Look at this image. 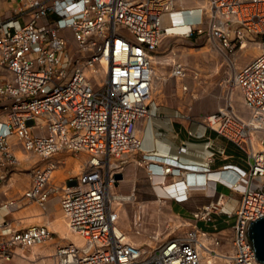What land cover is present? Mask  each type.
<instances>
[{
  "label": "built area",
  "instance_id": "2783aa9c",
  "mask_svg": "<svg viewBox=\"0 0 264 264\" xmlns=\"http://www.w3.org/2000/svg\"><path fill=\"white\" fill-rule=\"evenodd\" d=\"M21 3L16 18L4 19L0 14V179L20 162L16 146L48 164L36 169L22 197L4 206L11 210L27 199L47 207L54 193L49 179L58 163L53 159L56 153L82 156L84 152L87 157L80 172L66 179L59 190L69 227L85 242L70 240L59 246L56 264H264L249 234L250 221L264 216V0H209L204 23L186 33H204L213 47L227 46L231 52L241 49L244 39L256 37L263 43L259 56L246 66L234 67L229 78L232 86H241L248 119L235 116L229 103L231 96L235 98L232 88L227 90L223 109L200 117L234 142L243 158L218 168L230 173L233 182L209 178L197 184L208 185L212 191L208 193L216 199L194 215L211 220L214 211L223 210L225 201L221 204L220 198L226 193L218 186L224 185L241 196L237 209L229 213L234 216L231 229L211 232L193 225L152 247L132 242L121 228L118 210L135 200L136 192H119L118 187L132 155L142 150L136 131L138 120L151 114L154 73L150 53L156 52L167 35L164 19L176 10V0ZM189 89L185 84L184 90ZM229 111L235 118L227 121ZM231 123L249 135L226 134L224 126L232 127ZM252 132L263 145L259 152ZM179 151L186 152L187 146L182 144ZM143 160L153 186L166 182L175 186L177 177L183 178L186 169L194 168L168 155L143 154ZM200 168L206 173L217 170ZM191 195L192 191L166 198L182 202ZM10 224H1L0 263L21 258L19 248L32 247L54 234L46 224L17 229ZM201 234L215 240L202 242Z\"/></svg>",
  "mask_w": 264,
  "mask_h": 264
},
{
  "label": "bare ground",
  "instance_id": "6f19581e",
  "mask_svg": "<svg viewBox=\"0 0 264 264\" xmlns=\"http://www.w3.org/2000/svg\"><path fill=\"white\" fill-rule=\"evenodd\" d=\"M185 1L186 0H176V6H175L176 10L173 11L172 13L166 14V16H165L166 18L164 19V25H166L165 27L168 28V31H166L167 34L172 33V35H184L187 32H189L191 29H193L194 26H197L199 24L204 23V15L207 12V9H209V7H208L209 6V0H206L205 3H202L200 0H196V4H193L190 6L184 5ZM178 4L181 5V7H179ZM165 37H166V35H164L163 39ZM211 45H212L211 43L210 44L206 43L204 45H201V47H195V49H194V47H191L193 49H190L187 53L194 54L196 56H198L199 54H202V53L205 55L219 53V56L223 60H226L225 64L229 65V67H230V70L227 69V71H228L227 73L229 74L228 77H231L234 67L241 68L243 66H246V64L254 61L255 58L257 56H259L260 52L263 49L262 40H259L256 37H253V41H251L250 39H244L243 44L241 46V49L238 50V48H237V49H235L234 52H231V50L227 51V46L226 47L221 46V48L218 49V48H215ZM150 57L152 58V70L154 73V76L152 77V86H153V92L151 94L152 100H154V99L159 100L164 96L165 87H166L167 81L169 80L170 77H176V79L182 81V85H180L179 87H181V89L183 90L182 92H184L185 91L184 90L185 84H188V83L183 82V80L185 78H187L188 74L186 73V75H185L184 69L182 68V64L176 62L174 64V68H173L172 72H170L169 74H166L163 66L160 65L161 63H163L162 57L159 56L158 54H151V53H150ZM87 72H89V71H87ZM199 75L200 74L198 73L197 76H199ZM197 76H196V79H197ZM99 79H101V76H99ZM225 81L227 84V89H231V88L233 89V92L231 91L230 93H232L233 95H235L236 97L239 98V99H235L233 96H231L232 99L230 98V101H229V103L231 105H233L234 112L236 113L235 116L241 115V116L247 118L248 117V115L246 114L247 113V109H246L247 103H246V99L244 100V96H242V94H241V88H240L241 86L239 84H237L236 82H235L236 84H234V86H232L229 78L228 79L226 78ZM189 88H190V85H189ZM197 97H199V96L196 95L195 99ZM159 101H161V100H159ZM221 108L223 109V104L220 106V109ZM242 110H244V111H242ZM213 112H215V111H213ZM213 112H210V113H213ZM229 118L230 119L235 118L234 113L231 111H229V116L227 117V121L229 120ZM215 121L217 124L218 123L217 117H215ZM263 123H264V121H262V124ZM224 128H225L224 132L226 134L231 135V136H236V132H237V136H240V137H242V136L247 137L249 135V134L245 133V131H242L240 129V127H238V126L233 127V124H232V127L230 125L227 126V124H226L224 126ZM137 129L138 130L136 131V136H138V138L141 139V130H140V128H137ZM241 132H242V135L240 134ZM250 137L253 140H256V141H254L253 145H254V148L256 149L257 152H259L261 149H263V145L258 143V141L256 139L257 135L254 132H252L250 134ZM25 152H27V151L23 150L19 146H16V153H17L19 159L21 161L27 162V169L26 170H29L28 168L31 166V164L35 163L36 160H35V158H28V157H31V155L28 154L29 152H27V153H25ZM72 154H74V153H72ZM81 154H82L81 157H73L72 155L68 154V155H66V159H65L64 154H60V152H59V153H56V155L53 157V159L58 161L57 164L55 163V167L52 169L51 176L49 179L50 188H51V190L54 191V193H53L54 195L50 198L51 200L50 199L48 200L49 206H51V208L53 209V212L55 213V217L53 219H48L47 223H33L32 220L30 219L31 217H33V214L31 213V209L28 208L29 203L27 204V202H28L27 199H23L22 201H19V204H16L13 208H11L12 213L15 215L16 222L18 223V225H21L23 223L27 226L32 225V224H46L54 232L52 238L55 237L54 235L56 232L59 233L58 239L55 238V241L50 242L49 238H48L42 242L34 244L32 247L24 248V249L19 248V254L21 257V258H19L20 259L19 261L22 262L21 264H35L34 261L40 260L39 258H42V261L44 260L43 264H56L55 254H56V251H57L59 246L65 244V243H68L69 239H72L77 244H83L85 242V238L82 235L76 234V232L74 233L70 229L69 224L66 220V217L63 214L61 207H59L57 204V201H58L57 195H59V198H60V194H59V190H60V186H61L60 178H61V176L65 170V169L63 170V167H65V165H62L60 163H62V160H65L64 162H67L69 164L72 163V165H69L68 167H66V170L70 174L77 175L82 168V165L84 163L85 158H87L86 153L82 152ZM135 159H136V156L134 154V155H132V160L134 161ZM47 164H48V162L45 160L44 163L40 167H43ZM159 165L162 166V164H159ZM191 165L194 166V168L186 169L184 171L185 176L183 178L177 177L176 182H178V183H176L175 186L171 185L169 182H166V183L161 184V185H156V186H158V196L156 199V201L158 203L166 204L167 203L166 197H171V196H176V195L181 196V194L182 193L185 194V192L191 193V191H192V194H198V192L201 191L200 189L202 187L204 189V188L208 187V185L197 187V184H202L209 178H211V181H213V182L217 179L228 181L229 178H230L229 182L234 181V179L232 178L230 173H227V172L222 173V169H217V170L212 171L210 173H206V172H202L203 170L200 168V167H203L204 165H200V164H191ZM164 167L166 168V166H164ZM13 179L15 180V182L13 184L17 185L21 191L23 190V188H24L23 191H25V190H27V188L30 187V182H29L30 181V173L28 171H21V172L17 173L15 175V177L9 178V180L2 183L0 190L1 191L5 190L9 186L8 183H11L13 181ZM125 179H126V177L124 176V179L122 181H124ZM159 179H161V178H159ZM157 180H158V178H157ZM194 181H195V183H194ZM189 182L192 183L191 186H189ZM23 194L20 197H22ZM20 197H17V198H20ZM217 200H218V198H217ZM227 200H228L227 194H226V197L220 198L221 204H223V202L225 201V204L223 205L224 209L228 208L227 203H226ZM48 202H47V206H48ZM120 207H122V206H120ZM118 211H119V215L121 216L120 208ZM144 211H146V208ZM46 214H48V213H46ZM124 214H125V217L127 218V221L125 220L124 223H126L128 226L131 227V220L129 217L128 208H125ZM140 215H141V212L139 211L137 213V217H141ZM39 216L41 217V215H39ZM119 221H120V219H119ZM29 222H32V223H29ZM188 222H190V221H188ZM1 224H2V222L0 223V230L3 231V227L1 226ZM9 226L12 229H14L16 227V226H13L12 224H10ZM27 226H24V227L18 226L17 228H19V227L25 228ZM17 228H15V229H17ZM230 229H231V227H228V228H226L224 230H220V231L221 232H226V231L228 232ZM125 232L127 233V238L129 240H131L132 242H135L137 245L143 244V242H148L153 246L156 243V241H155L156 239H152L150 236L148 237V235L145 233H140L141 231L139 232V235H137L132 230V228H131V231H125ZM136 236H137V238H136ZM200 236H201L202 242L204 241L205 243H211L213 240H215L214 237H212V236L206 237L207 235L203 236L202 234ZM156 237L160 238V235H157ZM52 238H50V239H52ZM57 240H59L60 243L56 242ZM201 245H203V243H201ZM42 255L45 257L44 259H43Z\"/></svg>",
  "mask_w": 264,
  "mask_h": 264
},
{
  "label": "rangeland",
  "instance_id": "374dc122",
  "mask_svg": "<svg viewBox=\"0 0 264 264\" xmlns=\"http://www.w3.org/2000/svg\"><path fill=\"white\" fill-rule=\"evenodd\" d=\"M200 1L202 3L206 2V0ZM193 4H196V0H186L184 5L190 6ZM178 6L181 7V5L179 4ZM71 42L75 43L72 37ZM206 43L210 44V41L204 35V33H194L193 35H172V33H170L166 35L154 54H158L162 57L163 63H161L160 65L163 66L166 74L172 72L174 64L176 62L183 63L186 66L188 72V76L183 80V82H187L190 85V89L188 91L182 92L183 90L181 89V87H179L180 85H182V81L176 79V77H170L165 87V94L161 99H159L161 101L154 99L151 101V105L170 104L174 109L180 112L184 110L187 111L189 115H195L197 118H200L202 115H206V113L208 114L210 112L219 110L220 106L226 103V93L228 89L225 80L226 78H230L228 77L229 74L227 73V69L230 70V67L229 65L225 64L226 60H223L219 56V53L208 55L202 53L198 56L187 53L190 49H193L191 47H194L195 49V47H201V45H204ZM198 73L200 74L199 76H197ZM196 95H198L199 97L195 99ZM235 99L239 98L235 96ZM197 110H202L203 113H197ZM63 153L65 156L70 154L73 157H79V155L72 154V152L69 151H64ZM32 155L36 160V162L33 163V168L30 169L29 167V170H26V163L20 160L15 170L12 173H9L6 177L8 178L7 180H9L12 175L13 177H15V175L21 171H28L30 173L29 182L31 185L34 172L38 167H40L39 164H42L45 161L34 153H32ZM60 164L65 165V167H63V170L65 169L64 173L60 178V183L63 184L66 179L74 175L70 174L66 170V167L72 165V163H65L64 160H62V163ZM125 171V174L127 173L125 175L126 179L124 181H121L120 186L118 187V191L129 193L135 190L136 192L135 200L126 202L122 205V207H120L121 216L119 224L125 231H131L132 228V230L137 235H139V232L141 231L140 233H145L148 235V237L150 236L152 239H156V243L155 245H153L156 246L167 236L177 235L179 233H182L184 229L193 226V223L190 225L186 224L183 221V218H179L178 216H176V214L173 212L170 206L167 205V203L162 204L156 201L157 197L151 186V180L149 179L147 170L142 162L137 164L129 163ZM14 179L13 182H15ZM17 188L18 194L16 195V197L12 198L20 197L25 192L23 191L24 188L22 191L19 187ZM226 191L229 192L232 196L227 204L228 209L231 210H228L226 214V223L228 225H231L234 222V216L229 217L228 213L233 212L234 207L238 203V198H240V195L238 192H234L232 190L227 189ZM53 195L54 194H52L51 197ZM57 196V204L59 207H61L59 195ZM4 203L5 202H2V206H4ZM125 208H128L129 210L131 227L124 223L125 220L127 221V218L124 214ZM145 208L146 211H144ZM50 211L52 212L53 209L50 208ZM139 211L141 212V217H137V213ZM54 217L55 213L53 215V218ZM201 223L204 225V227H210L208 223ZM13 226H16L15 228H17L18 226L24 227L25 225L24 223L21 225L13 223ZM2 233L3 231L0 230V235ZM157 235H160V238H157ZM54 236V238L49 239L50 242L55 241V238L58 239L59 233L56 232ZM70 240L72 239H69L68 241ZM56 242L60 243L59 240H57ZM143 243L148 247H152V245L148 242ZM42 257L43 259L45 258L43 255ZM39 259L40 260L34 261L35 264H43L44 260L42 261V258ZM19 260V258H16L12 262L1 264H21L22 262Z\"/></svg>",
  "mask_w": 264,
  "mask_h": 264
},
{
  "label": "crops",
  "instance_id": "0c3cea01",
  "mask_svg": "<svg viewBox=\"0 0 264 264\" xmlns=\"http://www.w3.org/2000/svg\"><path fill=\"white\" fill-rule=\"evenodd\" d=\"M21 6V0H0L1 17L4 19L16 18L17 12ZM27 18L28 16L21 17V21H25ZM196 112L203 113L202 110H197ZM188 115L189 113L187 111L183 110L180 112L174 109L170 104H152L151 114L141 117L137 122V128L141 130L142 150L139 151L140 156L139 152L135 154L136 159L134 161L131 158L130 163L137 164L142 162L149 176L148 163L143 160V154L155 153L157 155H168L178 158L179 161L184 164H200L209 166L212 169H218L230 162H242L243 154L234 142L209 128L201 118H197L195 115L189 118ZM190 131L193 132V135L190 134ZM182 144L187 146L186 152L179 151ZM28 154L31 155V157L28 158H33L32 153L29 152ZM60 154L64 153L60 152ZM24 162L27 166V162ZM42 164H39V166ZM32 168L33 164L30 166V169ZM10 178H13V175ZM7 179L8 178L4 180L0 179V187ZM13 183V181L8 183V189L6 188L3 191L0 190V223L4 221L12 225L13 223H17L12 210L6 206H2V202L6 203L8 200L14 199L12 197H16L18 194V186ZM151 186L157 197L158 187L153 186L152 182ZM218 189L227 194L228 200L226 203L228 204L232 196L226 190L231 189L224 185H219ZM200 190L198 194H192L188 200L182 202L174 198H166L167 205L170 206L176 216L183 218L185 223L190 221L187 223L189 225L193 223V225H197L211 232L224 230L232 226L233 223L231 225L226 223V214L228 210H231L228 208L214 211L211 220L195 217L194 214L197 209L204 208L216 199L208 193L209 191L212 192L208 188L203 189L202 187ZM239 199L240 198H238V203ZM28 203V208L31 209V213L33 214V217L30 218L33 223H47L48 219H53L54 212L50 211L51 206H49V202L48 206L45 208L33 201H28L27 204ZM238 203L234 207L233 212L237 209ZM39 215H41V217ZM201 222L208 223L210 227H204Z\"/></svg>",
  "mask_w": 264,
  "mask_h": 264
},
{
  "label": "water",
  "instance_id": "95a60500",
  "mask_svg": "<svg viewBox=\"0 0 264 264\" xmlns=\"http://www.w3.org/2000/svg\"><path fill=\"white\" fill-rule=\"evenodd\" d=\"M118 176L122 177L123 175L119 174ZM249 234L254 242L258 258L264 262V216L250 221Z\"/></svg>",
  "mask_w": 264,
  "mask_h": 264
}]
</instances>
